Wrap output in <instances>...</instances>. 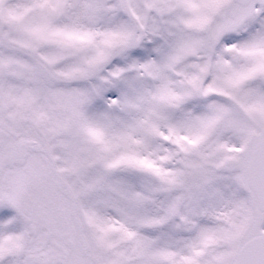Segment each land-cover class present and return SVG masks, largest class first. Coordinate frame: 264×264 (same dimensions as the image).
<instances>
[{"label": "snow or ice", "instance_id": "snow-or-ice-1", "mask_svg": "<svg viewBox=\"0 0 264 264\" xmlns=\"http://www.w3.org/2000/svg\"><path fill=\"white\" fill-rule=\"evenodd\" d=\"M0 264H264V0H0Z\"/></svg>", "mask_w": 264, "mask_h": 264}]
</instances>
